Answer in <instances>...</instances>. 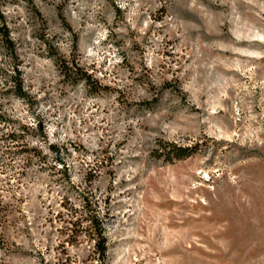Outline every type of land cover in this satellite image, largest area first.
<instances>
[{"label":"clouds","instance_id":"9594fccd","mask_svg":"<svg viewBox=\"0 0 264 264\" xmlns=\"http://www.w3.org/2000/svg\"><path fill=\"white\" fill-rule=\"evenodd\" d=\"M34 3L0 0L19 56L0 45V136L17 134L0 140V264H197L172 202L213 160L264 152V111L235 126L264 0ZM14 64L27 95H3Z\"/></svg>","mask_w":264,"mask_h":264},{"label":"rangeland","instance_id":"374dc122","mask_svg":"<svg viewBox=\"0 0 264 264\" xmlns=\"http://www.w3.org/2000/svg\"><path fill=\"white\" fill-rule=\"evenodd\" d=\"M27 3L37 15H42L34 0H27ZM181 11L190 19L197 18L192 9L184 10L181 6ZM0 16V27L4 25L8 30L18 60L17 42L13 40L4 17ZM243 44L264 47V41L259 38L251 42L244 41ZM243 50L249 54L241 59L248 60L249 63L243 66L245 76L240 77L238 82L247 78V83L251 84L252 88L251 95L244 98L245 110L241 113L243 118L236 121L235 126L247 130L253 123L249 116L264 111V57L257 54L255 47L251 50L245 47ZM16 67L19 70L18 65L14 64L13 68ZM0 75H7V72L0 69ZM236 75L239 76V73ZM13 79L14 76L10 78L14 84ZM20 80L23 93L27 95L25 85L21 78ZM13 91L15 92L14 89H8L3 95L8 96ZM0 123L11 124L14 121L0 114ZM0 132H3L2 128ZM16 139L17 134L14 132L0 136V140L5 141L15 142ZM218 143L231 144V139L226 135L224 140ZM190 175L197 181V186L190 187V190L184 193L186 200L172 202L181 207L178 213L171 217L170 226L173 230L183 227L186 234L191 233L199 238L191 244L199 252L197 264H242L241 257L245 251H248V257L251 258L250 264H264V152L260 151L259 144L255 150L234 155L229 167L225 168L220 160H213L206 173L201 174L197 169ZM2 210L7 211L6 208ZM252 241L257 243L249 251ZM257 257L261 259H256ZM68 264H71L70 258Z\"/></svg>","mask_w":264,"mask_h":264},{"label":"trees","instance_id":"16d2710c","mask_svg":"<svg viewBox=\"0 0 264 264\" xmlns=\"http://www.w3.org/2000/svg\"><path fill=\"white\" fill-rule=\"evenodd\" d=\"M1 16H0V20H1ZM0 45H3V46H6L7 49L11 50L12 54H13V57L15 59H17V56H16V50L14 49V44H13V41L9 35V32L8 30L6 29V27H4V25H2V27H0ZM16 75L14 76V85H15V93L17 95H24L23 93V88H22V82L19 78V70L18 68L16 67L14 69Z\"/></svg>","mask_w":264,"mask_h":264}]
</instances>
